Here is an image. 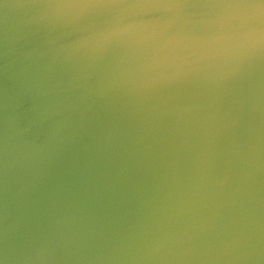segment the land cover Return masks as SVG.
I'll return each instance as SVG.
<instances>
[{"label":"water","instance_id":"1","mask_svg":"<svg viewBox=\"0 0 264 264\" xmlns=\"http://www.w3.org/2000/svg\"><path fill=\"white\" fill-rule=\"evenodd\" d=\"M59 2L0 0V264H232L210 257L241 234L264 249V57L151 84L80 47L112 14ZM177 244L199 258L138 259Z\"/></svg>","mask_w":264,"mask_h":264},{"label":"clouds","instance_id":"2","mask_svg":"<svg viewBox=\"0 0 264 264\" xmlns=\"http://www.w3.org/2000/svg\"><path fill=\"white\" fill-rule=\"evenodd\" d=\"M44 7L57 18L73 21L100 13L112 14L114 19L94 26L80 42V47L92 56L118 53L124 60L144 69V78L155 85L191 76H234L246 64L264 57V0L199 5L143 0L131 4L67 0ZM144 13L158 15L154 19H143ZM196 247L158 246L138 259L199 258L191 255ZM210 258L249 264L264 258V249L241 234L222 255Z\"/></svg>","mask_w":264,"mask_h":264},{"label":"snow or ice","instance_id":"3","mask_svg":"<svg viewBox=\"0 0 264 264\" xmlns=\"http://www.w3.org/2000/svg\"><path fill=\"white\" fill-rule=\"evenodd\" d=\"M100 2H109V0H100ZM143 2H148V3H183V4H187V5H199V4L237 3L238 0H207V2H203V3L181 2V0H143ZM260 2H261V0H260Z\"/></svg>","mask_w":264,"mask_h":264}]
</instances>
